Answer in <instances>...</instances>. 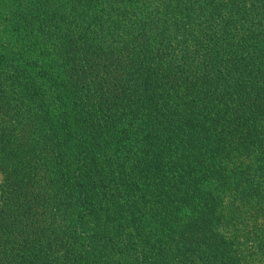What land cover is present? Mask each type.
<instances>
[{
  "label": "trees",
  "instance_id": "obj_1",
  "mask_svg": "<svg viewBox=\"0 0 264 264\" xmlns=\"http://www.w3.org/2000/svg\"><path fill=\"white\" fill-rule=\"evenodd\" d=\"M0 264H264V0H0Z\"/></svg>",
  "mask_w": 264,
  "mask_h": 264
}]
</instances>
